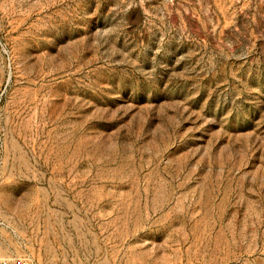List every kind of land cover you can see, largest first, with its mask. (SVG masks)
<instances>
[{"label":"rangeland","instance_id":"1","mask_svg":"<svg viewBox=\"0 0 264 264\" xmlns=\"http://www.w3.org/2000/svg\"><path fill=\"white\" fill-rule=\"evenodd\" d=\"M0 258L264 264V0H0Z\"/></svg>","mask_w":264,"mask_h":264},{"label":"built area","instance_id":"2","mask_svg":"<svg viewBox=\"0 0 264 264\" xmlns=\"http://www.w3.org/2000/svg\"><path fill=\"white\" fill-rule=\"evenodd\" d=\"M0 225L3 226L4 223L0 220ZM0 264H35L33 259L29 255L21 256H9L0 258Z\"/></svg>","mask_w":264,"mask_h":264},{"label":"crops","instance_id":"3","mask_svg":"<svg viewBox=\"0 0 264 264\" xmlns=\"http://www.w3.org/2000/svg\"><path fill=\"white\" fill-rule=\"evenodd\" d=\"M0 243H1V241H0Z\"/></svg>","mask_w":264,"mask_h":264}]
</instances>
